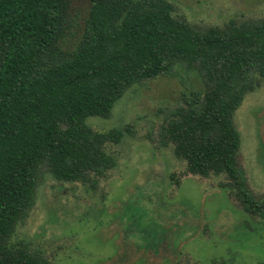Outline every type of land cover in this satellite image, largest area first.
<instances>
[{"label": "trees", "instance_id": "obj_1", "mask_svg": "<svg viewBox=\"0 0 264 264\" xmlns=\"http://www.w3.org/2000/svg\"><path fill=\"white\" fill-rule=\"evenodd\" d=\"M81 22L70 0H0V264H50L13 240L43 177L89 183L116 167L107 144L129 127L98 132L126 90L193 72L201 89L182 91L156 144L173 148L192 175H224L248 214L264 218L237 163L233 118L264 78V18L196 27L167 0H88Z\"/></svg>", "mask_w": 264, "mask_h": 264}, {"label": "rangeland", "instance_id": "obj_2", "mask_svg": "<svg viewBox=\"0 0 264 264\" xmlns=\"http://www.w3.org/2000/svg\"><path fill=\"white\" fill-rule=\"evenodd\" d=\"M167 1L199 28L264 18V0ZM70 4L81 22L88 0ZM257 80L233 123L241 138L237 163L262 201L264 78ZM201 88L193 72L174 67L126 90L109 117H88L98 132L129 127L119 144L105 146L116 167L94 187L43 177L13 240L27 242L50 264H264V218L248 214L225 189L228 178L192 175L173 148L157 147L180 93Z\"/></svg>", "mask_w": 264, "mask_h": 264}]
</instances>
